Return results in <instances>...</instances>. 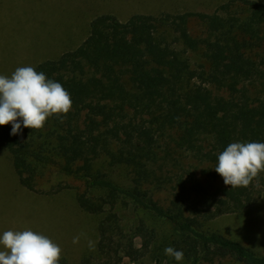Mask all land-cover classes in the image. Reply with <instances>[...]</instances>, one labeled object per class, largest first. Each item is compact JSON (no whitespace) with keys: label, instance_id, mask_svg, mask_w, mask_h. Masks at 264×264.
Returning <instances> with one entry per match:
<instances>
[{"label":"trees","instance_id":"obj_1","mask_svg":"<svg viewBox=\"0 0 264 264\" xmlns=\"http://www.w3.org/2000/svg\"><path fill=\"white\" fill-rule=\"evenodd\" d=\"M33 68L69 92L71 110L40 129L22 125L17 135L11 124L0 125V138L26 189L46 193L38 185L50 168L84 182L77 202L100 218L95 252L77 264H123L126 256L132 264L147 256L172 264L155 226L143 217L124 224L120 212L129 209L174 225L167 244L183 251L177 264H264V255L203 228L253 205L264 170L247 187L207 188L195 175L223 181L215 167L230 143H264V0H226L210 13H135L125 21L103 13L77 47ZM117 168L129 185L113 179ZM163 190L166 205L154 196Z\"/></svg>","mask_w":264,"mask_h":264},{"label":"rangeland","instance_id":"obj_2","mask_svg":"<svg viewBox=\"0 0 264 264\" xmlns=\"http://www.w3.org/2000/svg\"><path fill=\"white\" fill-rule=\"evenodd\" d=\"M226 0H0V75L11 77L18 68L58 57L74 49L87 36L90 21L97 15L112 13L121 21L135 13L157 14L163 11L213 12ZM194 27V25H193ZM196 178L207 188L222 185L221 179L196 170ZM111 176L121 185H129L125 169L117 168ZM69 185L57 193L52 186ZM38 188L46 193L33 192L19 184L11 160L0 138V236L5 231L32 230L51 239L61 248L67 264H77L84 254L94 253L89 241L97 243L99 215L84 211L76 199L84 182L50 168L39 181ZM49 191V193L47 192ZM163 205L169 200L167 191L155 193ZM124 224H137L140 217L157 231L156 243L168 247L174 225L143 210L121 211ZM204 230L219 232L264 255V186L261 196L240 213H227L204 223ZM173 233V234H172ZM172 234V235H171ZM78 243H73L74 237ZM139 246V239L136 240ZM96 249V245H95ZM0 251H10L0 245ZM154 255L156 250H152ZM153 255V254H151ZM145 264H156L147 256ZM174 257L172 264H177ZM166 259L162 264H166ZM123 264H132L129 256ZM208 264V263H203ZM214 264H241L232 259L217 260Z\"/></svg>","mask_w":264,"mask_h":264},{"label":"clouds","instance_id":"obj_3","mask_svg":"<svg viewBox=\"0 0 264 264\" xmlns=\"http://www.w3.org/2000/svg\"><path fill=\"white\" fill-rule=\"evenodd\" d=\"M72 107L69 92L59 83L47 79L43 72L31 66L18 67L11 77L0 75V125L11 124L10 135L25 128L40 129L53 114H67ZM20 118V119H18ZM264 170V143L233 142L219 155L215 171L225 185L247 187ZM79 237L73 238L78 243ZM0 245L10 251H0V264H58L61 248L51 239L32 230H8L0 236ZM95 241H89L95 250ZM166 255L182 261L183 251L172 246Z\"/></svg>","mask_w":264,"mask_h":264}]
</instances>
